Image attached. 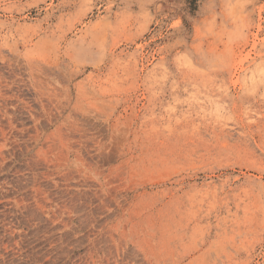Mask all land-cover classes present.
Here are the masks:
<instances>
[{
    "label": "rangeland",
    "instance_id": "rangeland-1",
    "mask_svg": "<svg viewBox=\"0 0 264 264\" xmlns=\"http://www.w3.org/2000/svg\"><path fill=\"white\" fill-rule=\"evenodd\" d=\"M0 264H264V0H0Z\"/></svg>",
    "mask_w": 264,
    "mask_h": 264
}]
</instances>
